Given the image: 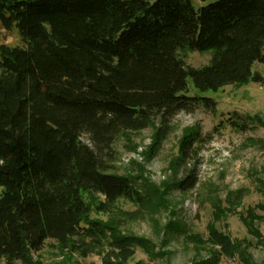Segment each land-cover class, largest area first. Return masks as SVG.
Returning <instances> with one entry per match:
<instances>
[{
	"label": "trees",
	"instance_id": "1",
	"mask_svg": "<svg viewBox=\"0 0 264 264\" xmlns=\"http://www.w3.org/2000/svg\"><path fill=\"white\" fill-rule=\"evenodd\" d=\"M199 1L209 3L0 0L1 26L15 25L23 42L0 44V264H39L32 256L47 240L82 258L95 252L101 264H147L135 248L148 253L151 243L122 233L112 215L119 199L144 201L133 177L107 172L115 138L156 122L154 151L178 112H214L213 98L187 94L188 80L199 92L264 85L252 71L264 64V0ZM208 49L201 67L180 56ZM225 122L236 131L264 126L258 114ZM201 139L192 127L179 140L172 167L183 170L173 183L181 192L197 183ZM223 212L207 225L215 259L234 250L215 226Z\"/></svg>",
	"mask_w": 264,
	"mask_h": 264
},
{
	"label": "rangeland",
	"instance_id": "2",
	"mask_svg": "<svg viewBox=\"0 0 264 264\" xmlns=\"http://www.w3.org/2000/svg\"><path fill=\"white\" fill-rule=\"evenodd\" d=\"M207 3L192 0L195 9ZM0 44L23 45L15 25L6 30L0 24ZM211 55V49L180 52L184 62L193 67L204 66ZM252 71L264 74V64L255 62ZM188 87L189 95L213 98L215 111L198 107L178 112L154 151L153 135L159 123L115 138L114 157L107 172L133 177L144 201L140 205L119 199L112 215L122 233L151 243L148 253L135 248L134 259L147 264H205L207 260L212 264H242L243 257L250 264H264V247L259 242L264 241V126L255 124L236 131L225 122L235 112L258 114L264 121V85L248 81L239 87L228 85L218 91L199 92L188 80ZM192 127L199 128L202 138L195 144L197 183L181 192L173 183L183 170H174L172 159L182 134ZM81 140L88 142L86 135ZM234 191H240L241 198H230L232 203H228L227 196ZM216 209L224 212L215 226L229 236L234 250L231 255L215 259L211 257L214 247L207 243L206 235ZM91 217L107 218L93 211ZM32 258L39 264H101L95 252L82 258L56 248L52 240H47Z\"/></svg>",
	"mask_w": 264,
	"mask_h": 264
}]
</instances>
